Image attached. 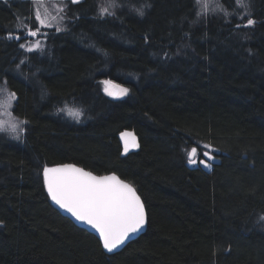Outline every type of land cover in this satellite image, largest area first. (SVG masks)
Masks as SVG:
<instances>
[{"label": "trees", "instance_id": "1", "mask_svg": "<svg viewBox=\"0 0 264 264\" xmlns=\"http://www.w3.org/2000/svg\"><path fill=\"white\" fill-rule=\"evenodd\" d=\"M210 1L65 0L30 50L33 1L0 0V83L23 123L0 131V264H264V0ZM66 162L132 183L145 231L107 252L50 200L43 168Z\"/></svg>", "mask_w": 264, "mask_h": 264}, {"label": "snow or ice", "instance_id": "2", "mask_svg": "<svg viewBox=\"0 0 264 264\" xmlns=\"http://www.w3.org/2000/svg\"><path fill=\"white\" fill-rule=\"evenodd\" d=\"M78 2V0H72ZM37 5L35 16L37 21L43 25L41 8L45 7V0H33ZM201 6L202 12L207 13L210 0H196ZM241 7H247L243 0H237ZM46 11V8H45ZM101 14L108 12V8L100 9ZM143 15V12H140ZM201 13H197L200 15ZM254 20L248 19L247 25L251 26ZM59 30V29H57ZM39 29L29 31V35L36 36ZM9 39L13 38L9 34ZM19 39L20 37H15ZM20 47H25L21 44ZM35 48H39L37 43ZM31 50V49H30ZM105 83H110L106 81ZM118 87V86H117ZM110 96H123L127 94L128 89L119 88V91H108ZM9 98H14V93L8 94ZM5 101L0 100V106ZM65 109H61L64 111ZM69 115L79 119L82 112L78 108H68ZM17 123L10 124L8 130L19 138ZM5 126L0 122V131H4ZM127 151V147L125 148ZM197 154V149L192 148L189 153V162L195 164L197 161L193 157ZM203 155L209 156L205 152ZM200 163L207 166V161L201 160ZM44 182L47 185L48 193L51 198L62 208L71 212L78 220L86 222L94 227L100 235L102 246L108 252H112L130 237V234L141 230L145 223V210L136 190L129 184L119 180L114 174L110 176L97 177L90 172H85L74 165H60L56 167L43 168ZM264 220V216L260 217Z\"/></svg>", "mask_w": 264, "mask_h": 264}, {"label": "rangeland", "instance_id": "3", "mask_svg": "<svg viewBox=\"0 0 264 264\" xmlns=\"http://www.w3.org/2000/svg\"><path fill=\"white\" fill-rule=\"evenodd\" d=\"M33 1V0H32ZM34 5V11L36 12V8L37 5ZM216 3H214L213 1H210L209 3V7H208V11H216L217 7L215 6ZM64 7H65V0H45V7L41 8L40 11L42 13V18L44 19V24L41 25L39 22V31L37 32L36 36H31L27 33L26 37H25V41H24V45H25V49H31L33 48L37 43L41 44L43 36L42 33L44 31V29L42 28H48V27H52L54 25H59L63 22L64 19ZM46 8V11H45ZM66 20V18H65ZM106 81L110 82V83H105ZM100 85H101V89L102 92H104L106 95H108V92L105 91V89H108V91H119V88H125L122 85H119L109 79H101L100 80ZM118 86V87H117ZM10 92L8 91V89H6L4 87V85L2 83H0V100L5 101L3 106H0V122H3L4 126H5V130L1 131L10 135H14L13 133H11L8 128L10 126V124L12 123H17L19 125L17 131L20 132L21 129L23 128V123L18 120L17 118H15L13 115H11L10 109H11V104H12V98L8 97V94ZM110 96V95H108ZM124 96V95H123ZM123 96H119V97H115V96H110L113 98H121ZM70 105L65 106V111L67 112V108ZM70 108H72L70 106Z\"/></svg>", "mask_w": 264, "mask_h": 264}, {"label": "water", "instance_id": "4", "mask_svg": "<svg viewBox=\"0 0 264 264\" xmlns=\"http://www.w3.org/2000/svg\"><path fill=\"white\" fill-rule=\"evenodd\" d=\"M120 140L122 141V144L125 146V147H134L137 143V137L136 135L131 132V131H127V132H124L121 136H120ZM60 165H74L75 167L77 168H81L83 169L85 172H90L93 176H97V177H103V176H110V175H115L116 177L119 178V180L131 185L135 190H136V194L140 197L141 199V202L143 203L144 205V202L140 196V194L138 193L137 189L135 188V186L130 183L129 181L121 178L116 172H106V173H101V174H98V173H95L87 168H84L78 164H75V163H72V162H66V163H60V164H54V165H49L47 167H56V166H60ZM44 179V177H43ZM45 183V182H44ZM46 186V189H47V185L45 184ZM47 193H48V190H47ZM49 197H50V200L51 202L57 207L59 208L67 217H69L71 220H73L77 225L81 226L82 228L86 229L87 231H89L90 233L94 234L101 242V238H100V235H99V232L94 228L92 227L91 225L87 224L86 222H83V221H80L78 220L71 212L67 211L66 209L62 208L59 204H57L52 198H51V195L48 193ZM144 210H145V223L144 225L142 226L141 230L137 231L136 233H133V234H130V237L124 242V244H122L121 246H119L117 249L113 250L112 252L110 253H115V252H118L120 251L129 241L137 238L140 234H142L146 227H147V212H146V209H145V205H144ZM106 250V249H105ZM107 251V250H106ZM108 252V251H107Z\"/></svg>", "mask_w": 264, "mask_h": 264}, {"label": "bare ground", "instance_id": "5", "mask_svg": "<svg viewBox=\"0 0 264 264\" xmlns=\"http://www.w3.org/2000/svg\"><path fill=\"white\" fill-rule=\"evenodd\" d=\"M168 190V189H167Z\"/></svg>", "mask_w": 264, "mask_h": 264}]
</instances>
